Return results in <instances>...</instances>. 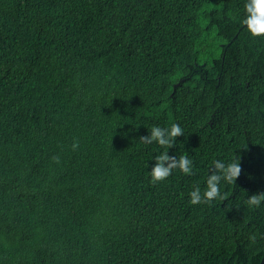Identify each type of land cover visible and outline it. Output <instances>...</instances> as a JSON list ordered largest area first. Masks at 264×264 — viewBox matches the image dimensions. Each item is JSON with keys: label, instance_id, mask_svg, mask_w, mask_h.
<instances>
[{"label": "trees", "instance_id": "trees-1", "mask_svg": "<svg viewBox=\"0 0 264 264\" xmlns=\"http://www.w3.org/2000/svg\"><path fill=\"white\" fill-rule=\"evenodd\" d=\"M245 2L0 0V264H260L264 36ZM173 123L170 149L139 139ZM165 151L195 174L151 183ZM236 156L226 199L190 203Z\"/></svg>", "mask_w": 264, "mask_h": 264}, {"label": "clouds", "instance_id": "clouds-1", "mask_svg": "<svg viewBox=\"0 0 264 264\" xmlns=\"http://www.w3.org/2000/svg\"><path fill=\"white\" fill-rule=\"evenodd\" d=\"M244 10L246 15L241 20V25L245 26L253 37L264 36V0H246ZM181 135H183L182 127L178 123H173L167 128L154 125L148 135L140 136L139 139L147 144L156 142L160 146L170 149L176 143L177 137ZM78 147V140H74L73 150H77ZM52 159L56 163L60 162L58 155L53 156ZM153 159L155 164L150 169L151 183L153 184L166 180L177 168L185 175L195 174L193 162L186 155L170 156L168 151H165L155 155ZM240 174L241 166L238 156L227 164L220 160L213 161L205 191L202 194L199 186H194V189L189 193L190 203H208L216 198L226 199L220 192L221 180L235 183ZM262 202H264V192L254 193L246 200L247 205L252 208H259ZM251 239L255 241L256 237L252 236Z\"/></svg>", "mask_w": 264, "mask_h": 264}, {"label": "water", "instance_id": "water-1", "mask_svg": "<svg viewBox=\"0 0 264 264\" xmlns=\"http://www.w3.org/2000/svg\"><path fill=\"white\" fill-rule=\"evenodd\" d=\"M260 264H264V256H263V258H262Z\"/></svg>", "mask_w": 264, "mask_h": 264}]
</instances>
